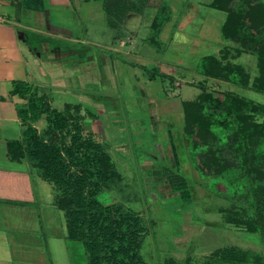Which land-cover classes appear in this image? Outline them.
<instances>
[{"label":"rangeland","instance_id":"1","mask_svg":"<svg viewBox=\"0 0 264 264\" xmlns=\"http://www.w3.org/2000/svg\"><path fill=\"white\" fill-rule=\"evenodd\" d=\"M159 1L149 0L150 6H146V12H153ZM210 1L168 0L171 17L161 32L159 49L162 53L159 61L155 63L148 60L146 66L155 64L166 72L170 71L174 78L159 80L151 86H146L149 94L157 88L164 90L163 97L153 96L151 111L147 103V93L142 95L141 92V87L145 85L143 81L147 80L145 69L124 62V55L112 51L113 48L109 44L115 31L105 24L99 1L88 0L80 3V6L72 4L69 7V17L62 18V24L74 28L76 20H85V15L81 13L84 7L94 6L95 11L89 16L91 20L81 27L86 28L84 33L81 32L80 25L77 28L79 30L75 32V36H79L78 40H53V44L58 42L60 47H73L79 55L86 50L93 51V48L97 51L98 48L87 43L95 38L101 43V54L110 57L107 66L101 57V66H97L101 80L86 81L85 90L89 107L96 110L95 103L110 107L106 114L107 119L100 118L102 124L95 128L101 141L105 142L104 139L109 137L114 138V147L118 152L116 154L124 160L123 165L120 164L122 160L119 162L112 153L118 172L122 171L123 174L121 173L122 176L110 189L103 190L99 198L103 201L113 198L126 204L138 202L141 205L150 198L142 212L148 233L141 250L144 259L150 264H160L169 255L179 256L175 253V236L177 243L182 245L186 242V252L199 254L193 256L195 264H201L200 253H206L211 247L223 244L257 250L264 255V236L225 224L221 217L227 214L220 211L235 204L250 209L251 203L247 200L249 190L251 187H264V162L257 163L246 155L240 159L232 147V138L227 137L229 133L226 130L214 128L209 134H194L193 139L198 142L194 152L189 150V140L182 132L183 111H179L181 101L196 100L202 89L211 91L219 98L227 92H234L264 104V91L255 90L251 84L234 85L224 80L206 78L196 72L195 61L201 55L215 53L219 56L222 52L227 59L245 68L250 82L257 75L256 56L248 50L250 48L238 45L237 41L221 40L219 27L224 13L217 10L209 12L207 4ZM235 3L242 6L245 0H235ZM150 17L148 13L142 17V21L148 23ZM129 21L125 27L129 32L124 35L122 45L131 43V53L134 52L135 46L140 48L137 51L141 52V41L134 31L138 20L133 18ZM262 29H259V36L264 34ZM142 30L143 27L139 30V37ZM129 58L133 59L132 56ZM118 64L121 68H118ZM134 73H137V77L140 75L139 78L143 80H134ZM262 119L264 117L255 116L256 121ZM44 123V120H41L37 125L41 128ZM86 123L92 124L88 119ZM207 147L209 151H205ZM152 163L162 167L163 173H154L152 170L155 166L148 168ZM143 164L144 169L148 168L152 174L145 176L146 172L141 167ZM155 187L160 190L154 189ZM227 218L231 219V216ZM152 219L155 222H152ZM161 220L164 226L160 224ZM181 228L183 233L180 234L178 232ZM202 228L216 229L222 232V236L219 238L215 235L208 239L207 235L206 240L200 241H207L205 246L208 247L202 249L196 244ZM177 234L181 236L178 237ZM187 239L189 241H186ZM202 243L198 244L203 246ZM188 253L186 254L189 255Z\"/></svg>","mask_w":264,"mask_h":264},{"label":"trees","instance_id":"2","mask_svg":"<svg viewBox=\"0 0 264 264\" xmlns=\"http://www.w3.org/2000/svg\"><path fill=\"white\" fill-rule=\"evenodd\" d=\"M100 1L108 25L115 28L122 25L128 12L142 13L148 3V0ZM168 5V0H160L150 22L147 41L157 48L162 28L171 17ZM207 5L224 13L219 27L221 40L237 41L255 54L257 75L250 82L245 68L227 59L222 52L219 56L201 55L195 70L206 78L234 85L251 84L255 90L264 91V34L258 33L264 28V0H245L242 6L235 0H211ZM156 72L152 71L150 76ZM11 92L25 102L18 111L22 135L18 140L7 141L8 154L12 159L28 158L38 174L54 185V205L64 212L66 237L82 242L88 264H148L141 254L148 233L145 219L121 201L104 205L97 198L101 191L110 189L119 180L122 172H118L106 145L92 132L83 133L80 105L68 103L63 110H57L50 105L48 95L39 94L23 81H13ZM182 110V132L189 140L191 152L198 146L193 135L209 134L215 128L229 133L227 137L232 138V147L240 159L248 156L257 163L264 162V119L255 120L257 115L264 117V104L234 92L219 98L202 89L196 100L182 102ZM40 119L45 123L38 129L35 124ZM247 200L251 203L250 209L236 204L220 209L231 216V219L222 216L221 221L264 236V187H251ZM193 256L196 254L180 258L168 256L160 264H195ZM199 263L264 264V255L227 244L202 254Z\"/></svg>","mask_w":264,"mask_h":264},{"label":"crops","instance_id":"3","mask_svg":"<svg viewBox=\"0 0 264 264\" xmlns=\"http://www.w3.org/2000/svg\"><path fill=\"white\" fill-rule=\"evenodd\" d=\"M87 1L0 0V264H88L82 242L66 237L64 212L54 205V196L56 194L54 185L38 174L37 168L32 165L28 158L12 159L7 149V141L18 140L22 135V123L18 111L25 100L11 92L12 82L16 80L28 83L36 88L39 94L45 93L48 95L50 105L57 110H63L65 104L68 103L79 104L82 113L81 125L83 133L92 132L93 136L101 141L95 126L101 123L100 118L107 119L106 114L110 107L96 103L94 106L96 110L89 107V102H86L88 94L85 90L86 81L101 80V73L97 68V66H101V57L106 61L105 66L109 64L110 57L101 54L99 47L101 43L97 42L95 38L87 43L98 48L96 49L97 51L94 48L93 51L86 50L81 52V54L79 53L81 56L78 55V52L73 47L69 48L66 45L60 47L57 44L60 39L66 41L78 40L79 36H75V32L79 30L77 29L79 25L81 28L86 21L91 20L89 16L94 13V6L88 5L84 7L81 13L83 12L85 15V20L83 18H80V22L76 20L74 28H70L68 24H62V18L69 17V7L72 4L80 6V3L83 4ZM93 1H99L102 8L100 0ZM147 5L150 6L149 0ZM207 8L209 7L207 6ZM156 9L153 12H146V9L142 13L128 12L122 25L119 28H115L108 25L106 14L102 8L105 24L115 31L109 44L113 48L111 50L124 55V62L145 69L144 74L147 80L144 79L143 83L145 85L140 87L142 95L145 92L147 93L146 98L150 111L152 109L153 96L163 97L164 90L163 88H157L153 92L154 94H149L146 86H151L159 80H171L174 78L170 71L166 72L155 64L150 67L146 66L148 60H153L156 63L160 53H162L159 48L147 41V36L151 32L150 22ZM209 10V12H213L212 10L214 9L209 8ZM148 13L151 15L149 22H143L142 17L147 16ZM133 18L138 20L134 31L138 39H140L141 42L139 43H141L142 47L140 46V52L137 51L140 48L135 46L136 51L134 50L131 53V43L124 46L122 45L124 43L122 39L126 32H129L125 29L126 24ZM142 27L143 30L140 32L139 37L138 33ZM84 29L86 28H81L82 33H84ZM161 38L162 34L159 35V41H161ZM118 39L120 41H117ZM53 40L58 42L53 44ZM129 56H132L133 59H130ZM118 68H121L120 64H118ZM152 71L157 72L150 76ZM136 74L134 73L132 78L140 81L142 78H139L140 75L137 77ZM199 75L201 74L199 73ZM144 87H146V91ZM91 96L89 95V97ZM182 102L183 100L181 104ZM179 111H183L182 105ZM150 115L153 118L151 113ZM87 119L92 124L86 123ZM41 120L43 119L39 121ZM37 123L35 126L39 129ZM106 125L109 126L108 124ZM91 126H93V129H91ZM104 140L105 142H101L106 145L112 159L116 162L115 157H117L119 162L122 160L120 164L123 165L124 160L116 154L118 152L114 147V138L109 137ZM112 153L115 154V157ZM154 166L155 164L152 163L148 168H153ZM141 167L144 169L145 164L141 165ZM148 168L144 169L146 172L145 176L152 174L148 171ZM154 168L152 170L155 171L154 173H163L162 167L155 166ZM149 188L152 189L153 187ZM154 189L159 188L155 187ZM100 193L97 198L104 205L117 201L113 198H108L106 201L100 200ZM148 200L150 198H147ZM147 201L143 205L138 202H133L132 204L123 203L143 217L142 212L147 205ZM162 221H160V224L164 226ZM152 222H155V220L152 219ZM182 230L183 228L179 229L178 233H183ZM221 233V231L216 229L202 228L197 236V241L201 244L200 240L205 239L207 235L208 239L215 235L220 238L222 236ZM180 234H177V236L180 237ZM176 239L177 237L175 236L173 240L177 250L175 253L179 254V256H171L180 258L187 253L184 250L186 242L181 245L177 243ZM186 241H189V239ZM206 242L202 243L203 246L196 244L204 249L208 247L205 246ZM219 246L222 245L213 246L210 250Z\"/></svg>","mask_w":264,"mask_h":264}]
</instances>
